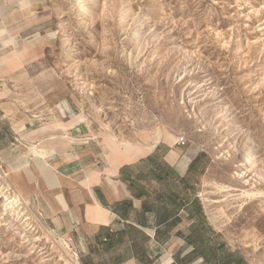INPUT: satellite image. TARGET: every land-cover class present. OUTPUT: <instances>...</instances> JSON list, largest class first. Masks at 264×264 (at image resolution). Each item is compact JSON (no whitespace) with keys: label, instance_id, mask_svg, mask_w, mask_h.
I'll list each match as a JSON object with an SVG mask.
<instances>
[{"label":"rangeland","instance_id":"374dc122","mask_svg":"<svg viewBox=\"0 0 264 264\" xmlns=\"http://www.w3.org/2000/svg\"><path fill=\"white\" fill-rule=\"evenodd\" d=\"M3 24L0 264H82L17 186L59 130L109 160L154 145L141 157L204 214L191 234L182 212L166 250L191 234L199 254L264 264V0H30Z\"/></svg>","mask_w":264,"mask_h":264},{"label":"crops","instance_id":"0c3cea01","mask_svg":"<svg viewBox=\"0 0 264 264\" xmlns=\"http://www.w3.org/2000/svg\"><path fill=\"white\" fill-rule=\"evenodd\" d=\"M28 1L0 0V34L6 32L3 23ZM82 120L80 116L74 120L72 131ZM57 136L42 151L43 158L31 159L33 169L28 162L17 186L58 232L73 235L82 264H178L192 252L193 248L179 246L165 249L178 241L176 233L172 231L165 243L156 239L155 213L144 211L146 197L136 196L133 183L124 180L122 170L140 163L145 159L141 155L154 145L133 153L129 148V155L117 154L109 160L70 133L59 130ZM202 263L206 264L204 259L194 257L188 264Z\"/></svg>","mask_w":264,"mask_h":264},{"label":"trees","instance_id":"16d2710c","mask_svg":"<svg viewBox=\"0 0 264 264\" xmlns=\"http://www.w3.org/2000/svg\"><path fill=\"white\" fill-rule=\"evenodd\" d=\"M157 158L158 153H154L134 166L125 167L122 173L124 174V180L128 181V179H130V182L133 183L132 186L135 188V195L146 197L144 201V211L147 213H155L157 219L156 239L165 243L171 237V232L175 226L181 221L182 212H185L186 217L193 221L190 227L191 234L202 225L199 218L203 217L204 214L201 205L197 201H194V198L183 194V192L174 185L172 179L176 177L177 180L180 176L174 172L173 168L170 169L161 162H158ZM132 168L134 169L133 171ZM194 168L195 161L190 164L188 171ZM204 170L203 168L202 171ZM144 179H147V184L143 182ZM181 179L183 180L184 178ZM151 180L162 186H169L171 189L167 188L168 191L165 192L162 186L160 188H151ZM190 235H185L182 238L186 245L192 246V252L187 257L180 260L178 264H188L194 257L204 259L206 264H211L213 261L215 262L213 264H220V262H222V264H231V262L235 260L237 263L244 261L243 258H238L234 253L221 256L217 248L213 246L210 247L213 252L211 255L205 253L199 254V243L192 242ZM198 241L200 243H205L204 238Z\"/></svg>","mask_w":264,"mask_h":264},{"label":"bare ground","instance_id":"6f19581e","mask_svg":"<svg viewBox=\"0 0 264 264\" xmlns=\"http://www.w3.org/2000/svg\"><path fill=\"white\" fill-rule=\"evenodd\" d=\"M250 163V162H249ZM245 164H248V160L246 161ZM249 194V193H248ZM6 197V196H5ZM7 201V204H6V208L8 209H12V210H19V208H22L20 207L21 206V199L19 196H11V197H8V199L6 200ZM17 212V211H16ZM19 212V211H18ZM25 216V214H24ZM68 244V243H67ZM66 244V245H67ZM69 246V245H68ZM79 261V259H78Z\"/></svg>","mask_w":264,"mask_h":264},{"label":"built area","instance_id":"2783aa9c","mask_svg":"<svg viewBox=\"0 0 264 264\" xmlns=\"http://www.w3.org/2000/svg\"><path fill=\"white\" fill-rule=\"evenodd\" d=\"M182 142H183V140H182Z\"/></svg>","mask_w":264,"mask_h":264}]
</instances>
